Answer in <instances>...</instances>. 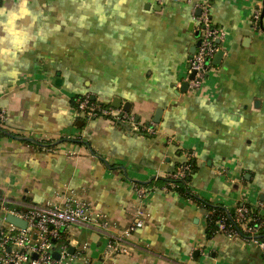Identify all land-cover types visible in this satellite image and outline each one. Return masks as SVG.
<instances>
[{
  "label": "crops",
  "instance_id": "obj_1",
  "mask_svg": "<svg viewBox=\"0 0 264 264\" xmlns=\"http://www.w3.org/2000/svg\"><path fill=\"white\" fill-rule=\"evenodd\" d=\"M225 32L224 56L196 92L182 91L197 45L192 5L168 0H0V207L62 205L76 196L112 225L63 229L90 264H264V248L207 234V211L165 189L190 153L201 200L264 212V0H201ZM264 23V19H263ZM200 36V34H199ZM116 99L150 123L146 136L80 116L74 98ZM124 110V109H123ZM147 191L143 205L137 187ZM0 208V229L7 214ZM139 210L144 226L125 236ZM112 241L127 248L109 254ZM59 243V244H60ZM70 250V249H69Z\"/></svg>",
  "mask_w": 264,
  "mask_h": 264
},
{
  "label": "built area",
  "instance_id": "obj_2",
  "mask_svg": "<svg viewBox=\"0 0 264 264\" xmlns=\"http://www.w3.org/2000/svg\"><path fill=\"white\" fill-rule=\"evenodd\" d=\"M171 2H186L192 5L193 20L197 25L198 46L193 57L188 60V70L186 82L189 89L196 92L202 88L207 80L212 68V60L216 54L222 50L221 44L225 38V32L213 24L211 18V7L209 2L201 0H168ZM263 13L257 9L252 15V27L257 32H264ZM194 74V78L190 76ZM77 112L80 116L88 120L105 119L113 124H127L133 132L146 136H154L157 133L156 123H142L137 120L134 114L113 106L103 107L101 102L84 96L76 100ZM7 121V114L0 109V127ZM193 158L190 153L186 154L185 165L180 166L176 172L170 173L172 179H184L190 171L189 161ZM174 188V184H171ZM168 190L167 187H165ZM138 198L142 205L147 198V191L142 187H137ZM1 208V207H0ZM3 209V208H1ZM5 214H12L17 218L27 222V228L22 229L13 224L6 223L0 229V264H90L84 255L85 246L77 254H71L70 246L67 243H60L64 239L63 229L78 224H95L103 230L112 227L106 217L96 212L91 203L79 199L76 196H68L65 202L58 206L48 204L44 208H31L27 210H13L4 208ZM249 208L242 205L237 208L236 222L241 231L248 236L242 238L246 243L264 248V241L257 236L261 228V223L253 226L249 217ZM145 212L139 210L136 221L124 232L125 236H130L133 232L144 226ZM220 228L225 225L221 222ZM231 238L238 237L237 234L226 235ZM60 243V244H59ZM127 248L122 243L112 241L108 245L109 254H121Z\"/></svg>",
  "mask_w": 264,
  "mask_h": 264
},
{
  "label": "trees",
  "instance_id": "obj_3",
  "mask_svg": "<svg viewBox=\"0 0 264 264\" xmlns=\"http://www.w3.org/2000/svg\"><path fill=\"white\" fill-rule=\"evenodd\" d=\"M83 96H77L74 98V104L75 108L77 109L76 100L78 98H82ZM103 107H109L110 104H102ZM116 126H120L125 129H129V126L127 124H121L118 123ZM8 132L3 127H0V136L7 135ZM190 165V171L186 175L184 179L175 180L172 179L170 176L165 177V179H157L158 181H161L164 183V187H167L168 190L180 193L184 195L186 198L194 200L199 206L204 208L207 211V217H206V227H207V234L209 236L216 235L218 233H222L224 235L228 234H238V237L242 238H248L244 232L241 231V228L239 224L236 222L237 217V208L245 205L249 208L250 214L249 217L252 219L253 226H257L261 223V228L258 233V237L260 240L264 241V212L262 211L261 206H254L250 203L246 202H240L235 207L229 208L224 206L223 204H213L208 201H204L199 199L191 190V184L192 179L194 176V173L196 172V160L192 158L189 163ZM185 165V163H179L176 169L173 172H176L180 166ZM172 172V173H173ZM171 184H174V188L171 187ZM142 186V184H139ZM223 223L225 225L224 229L220 228V223Z\"/></svg>",
  "mask_w": 264,
  "mask_h": 264
},
{
  "label": "water",
  "instance_id": "obj_4",
  "mask_svg": "<svg viewBox=\"0 0 264 264\" xmlns=\"http://www.w3.org/2000/svg\"><path fill=\"white\" fill-rule=\"evenodd\" d=\"M262 17L264 19V13H263V16ZM197 37H199V33H197ZM197 46H198V43H197V45H195V46H193L191 48V50H190L191 57L190 58L193 57V54L195 53ZM223 56H224V51H222V50L219 51L216 54V56L214 57V59L212 60V65L218 66L220 64ZM193 78H194V74H192L190 76V79H193ZM188 89H189L188 82L183 83V85H182V91L186 93L188 91ZM92 99L94 100L95 97H92ZM112 106L115 107V108H117V109H120L122 107V100H120V99L114 100V102L112 103ZM123 109H124V111L130 112V110H131L130 104H125L124 107H123ZM160 115H161V110L159 112H157V114H156V116L154 118V121H153L154 123L157 124V123L160 122ZM137 120H139V118H137ZM261 200L264 201V196L261 197ZM6 221H7V223L13 224V225H15L17 227H20L22 229H26L27 228V222H25V221L17 218L16 216H14L12 214L7 215ZM69 251H70L71 254H73L74 253V248H70Z\"/></svg>",
  "mask_w": 264,
  "mask_h": 264
}]
</instances>
